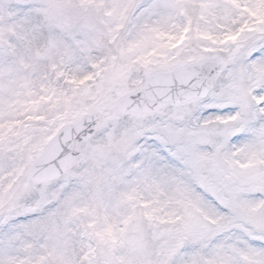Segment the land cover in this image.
I'll list each match as a JSON object with an SVG mask.
<instances>
[{
    "label": "snow or ice",
    "instance_id": "1",
    "mask_svg": "<svg viewBox=\"0 0 264 264\" xmlns=\"http://www.w3.org/2000/svg\"><path fill=\"white\" fill-rule=\"evenodd\" d=\"M0 264H264V0H0Z\"/></svg>",
    "mask_w": 264,
    "mask_h": 264
}]
</instances>
